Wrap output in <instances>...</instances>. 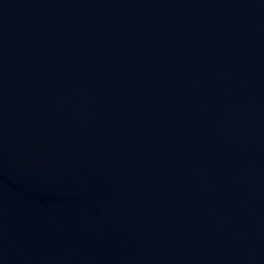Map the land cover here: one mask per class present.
I'll return each instance as SVG.
<instances>
[{
    "label": "water",
    "instance_id": "obj_1",
    "mask_svg": "<svg viewBox=\"0 0 264 264\" xmlns=\"http://www.w3.org/2000/svg\"><path fill=\"white\" fill-rule=\"evenodd\" d=\"M0 264H264V0H0Z\"/></svg>",
    "mask_w": 264,
    "mask_h": 264
}]
</instances>
